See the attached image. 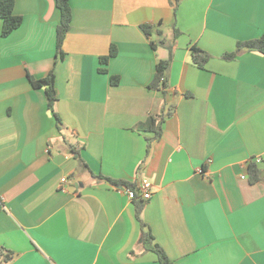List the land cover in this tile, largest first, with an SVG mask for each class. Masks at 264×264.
Masks as SVG:
<instances>
[{"label": "crops", "instance_id": "1", "mask_svg": "<svg viewBox=\"0 0 264 264\" xmlns=\"http://www.w3.org/2000/svg\"><path fill=\"white\" fill-rule=\"evenodd\" d=\"M69 3L61 58L55 0H15L22 23L6 36L0 20V264H159L135 200L100 174L151 183L141 217L174 264H264V55L221 58L264 32V0H180L175 14L170 0ZM162 38L172 58L155 88ZM51 69L61 124L28 79ZM169 109L159 137L137 129Z\"/></svg>", "mask_w": 264, "mask_h": 264}, {"label": "trees", "instance_id": "2", "mask_svg": "<svg viewBox=\"0 0 264 264\" xmlns=\"http://www.w3.org/2000/svg\"><path fill=\"white\" fill-rule=\"evenodd\" d=\"M180 0H170L172 5V9L174 14L176 13V9ZM14 3L15 0H0V20L2 22L1 26V35L6 36L11 31L16 29L22 23V17L14 13ZM56 7L59 10V22L56 26V54L58 58L63 56L62 51V43L64 40L65 35L67 34L68 30L71 26L72 20V10L69 3V0H55ZM142 29L146 34H151L152 27L150 25H142ZM157 33L159 35L162 32L157 29ZM180 34V31L174 27L173 29V39L176 38ZM152 48H155L157 44L155 42H150ZM158 44L165 45L169 51V57L166 60H158L155 67L154 76L149 84L150 87H164V79L165 73L168 68V65L172 58V50H173V41L166 43L165 40L159 39ZM192 63L199 68H204L206 62L211 58V55L204 51L203 49L199 48L196 45H192L190 47ZM242 52H257L264 55V32L255 38H250L246 40L237 41L235 44V48L231 52H226L222 54L221 58L226 60H232L237 57ZM116 53L115 47L112 45L109 48V51L106 55H103L99 58L100 67L98 68L99 72H107L106 65L111 57H113ZM28 79L31 85L34 88H42L44 90V94L46 97L47 108L55 117L56 122L61 124V119L59 115L56 113L54 106L57 100V91L54 84V71L51 69L49 73L44 77L36 78L34 76L28 75ZM111 84L118 83V76L111 75L109 77ZM171 114V110L169 109L165 114L159 115H149L147 119L139 123L137 125V129L144 130V131H152L154 132V137H159L161 133V122L164 119V116ZM59 127V126H58ZM70 151L77 155V151L74 147L69 144ZM150 146V142L148 141L146 151L148 152ZM259 169L254 166H249V174L251 176L252 181L259 180ZM100 178H105L110 182L121 185L127 188H134V184L123 181V180H113L109 177H104L103 175H99ZM143 200L135 199V216L139 221L141 232H142V247L146 251H152L156 254L157 260L159 264H174L173 261L168 257L162 247L155 241V238L148 227V225L143 221L141 214L143 209ZM4 261L9 260L12 257V253L7 254L4 253Z\"/></svg>", "mask_w": 264, "mask_h": 264}, {"label": "built area", "instance_id": "3", "mask_svg": "<svg viewBox=\"0 0 264 264\" xmlns=\"http://www.w3.org/2000/svg\"><path fill=\"white\" fill-rule=\"evenodd\" d=\"M254 162L255 163H259L261 162V158L260 157H254ZM202 171V170H201ZM242 179L245 178V175H241L240 176ZM60 181L63 184L62 190H65V183L67 181V177L64 176L60 179ZM125 193L127 194L128 198L131 200H135V199H139V200H143L146 201L148 199H150L152 193H151V183L147 180H143L140 183H138L134 188H127V187H123L122 188Z\"/></svg>", "mask_w": 264, "mask_h": 264}, {"label": "water", "instance_id": "4", "mask_svg": "<svg viewBox=\"0 0 264 264\" xmlns=\"http://www.w3.org/2000/svg\"><path fill=\"white\" fill-rule=\"evenodd\" d=\"M262 175V174H261Z\"/></svg>", "mask_w": 264, "mask_h": 264}]
</instances>
